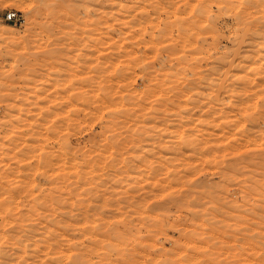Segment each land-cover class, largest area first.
Listing matches in <instances>:
<instances>
[{"label":"rangeland","instance_id":"obj_1","mask_svg":"<svg viewBox=\"0 0 264 264\" xmlns=\"http://www.w3.org/2000/svg\"><path fill=\"white\" fill-rule=\"evenodd\" d=\"M0 264H264V0H0Z\"/></svg>","mask_w":264,"mask_h":264},{"label":"built area","instance_id":"obj_2","mask_svg":"<svg viewBox=\"0 0 264 264\" xmlns=\"http://www.w3.org/2000/svg\"><path fill=\"white\" fill-rule=\"evenodd\" d=\"M7 20L10 22H12V21L18 22L20 20V18L18 17L17 13H11L8 15Z\"/></svg>","mask_w":264,"mask_h":264},{"label":"bare ground","instance_id":"obj_3","mask_svg":"<svg viewBox=\"0 0 264 264\" xmlns=\"http://www.w3.org/2000/svg\"><path fill=\"white\" fill-rule=\"evenodd\" d=\"M244 28V27H243ZM257 31V30H256ZM193 36V35H192ZM251 37V36H250ZM261 43V42H260ZM255 48V47H254ZM259 50V49H258ZM258 52V51H257ZM246 53V52H245ZM263 55V54H262ZM252 59H254V58H252ZM258 60V59H257ZM261 60V59H260ZM231 61V60H230ZM256 67V66H255ZM257 72V71H256ZM253 80V79H252ZM253 82V81H252ZM263 84V83H262ZM159 95V94H158ZM129 101V100H128ZM123 104V103H122ZM174 104V103H173ZM127 107V106H126ZM198 109V108H197ZM121 120V119H120ZM127 121V120H126ZM128 123V122H127ZM194 144V143H193ZM229 144V143H228ZM181 149V148H180ZM175 151V150H174ZM205 153V152H204ZM198 159V158H197ZM214 160V159H213ZM207 161V160H206ZM177 167V166H176ZM189 169V168H188ZM194 172V171H193ZM192 172V173H193ZM178 173V172H177ZM178 176V175H177ZM177 178H179V177H177ZM176 179V178H175ZM164 180V179H163ZM179 182V181H178ZM177 182V183H178ZM164 188V187H163ZM171 189V188H170ZM162 191V190H161ZM185 191V190H184ZM179 193V192H178ZM77 194V193H76ZM171 194V193H170ZM173 194V193H172ZM209 194V193H208ZM185 195V194H184ZM201 196V195H200ZM173 197V196H172ZM190 197V196H189ZM182 198V197H181ZM180 198V199H181ZM201 199V198H200ZM156 204V203H155ZM160 204V203H159ZM161 205V204H160ZM205 207V206H204ZM88 208V207H87ZM170 208V207H169ZM204 209V208H203ZM194 214V213H193ZM204 214V213H203ZM209 216V215H208ZM199 218V217H198ZM197 219V218H196ZM195 220V219H194ZM204 225V224H203ZM212 230V229H211ZM209 231V230H208Z\"/></svg>","mask_w":264,"mask_h":264}]
</instances>
